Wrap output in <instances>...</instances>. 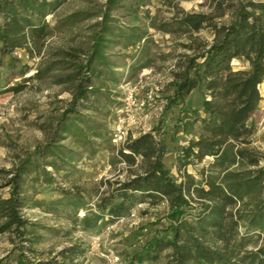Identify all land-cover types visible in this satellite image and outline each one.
Masks as SVG:
<instances>
[{
  "label": "rangeland",
  "instance_id": "rangeland-1",
  "mask_svg": "<svg viewBox=\"0 0 264 264\" xmlns=\"http://www.w3.org/2000/svg\"><path fill=\"white\" fill-rule=\"evenodd\" d=\"M104 2L65 0L40 15L33 0H0V28L7 27L10 35L24 45L3 53L0 42V185L10 176L2 170L12 169L29 157L28 171L20 182L25 198L20 212L29 221L26 235L34 240L19 244L17 235L1 232L0 264H19L20 252L28 263L115 264L113 257L117 255L116 264H171V249L164 246L172 238L166 202L151 204L143 200L124 217L109 220L104 215L89 227L82 221L89 212H97L99 191L110 189L107 179L112 183L117 178L124 180L130 171H141V158L137 156L128 165L117 155L121 145L109 139L127 89L138 99L150 93L153 100L142 112L132 109L135 119L126 121V140L158 128L156 137L166 144L163 162L178 181L185 173L198 179L199 171L213 160L206 156L186 163L182 157L183 147L197 139L201 131L202 84L184 101L165 108L172 91L170 71L179 54L192 50L183 46L191 43L188 33L172 34L154 27L170 17L158 0H139L137 5L134 0H124L115 7L109 16V25L116 31L112 42L88 69L77 71L99 31ZM207 4L206 0L179 3L185 11L204 12H208ZM74 13L78 15L70 21L68 17ZM132 28L136 33L144 32L146 39L130 45ZM192 36L204 43L213 37L209 28ZM231 65L234 70L247 68L236 59ZM82 77L88 79L87 98L63 114ZM258 88L261 95L262 87ZM262 100L254 115L252 145L264 152ZM64 125H70V132L59 141L57 131ZM48 142L55 156L43 153V145ZM51 161H55V167L49 165ZM62 192L80 195L81 207L76 210ZM8 195L9 186L0 187V196ZM81 212L85 216H80ZM245 231L240 228L242 234ZM250 235L254 242L249 243V249L262 238L257 231Z\"/></svg>",
  "mask_w": 264,
  "mask_h": 264
},
{
  "label": "trees",
  "instance_id": "trees-1",
  "mask_svg": "<svg viewBox=\"0 0 264 264\" xmlns=\"http://www.w3.org/2000/svg\"><path fill=\"white\" fill-rule=\"evenodd\" d=\"M33 1L36 11L45 15L65 0ZM123 1L105 0L99 31L93 36L85 63L77 67L78 72L88 69L96 56L102 57L103 49L112 42L116 31L109 25L110 12ZM158 1L169 10L170 17L154 27L172 34L188 33L191 43L183 46L192 50L179 54L175 68L170 71L172 91L165 108L184 101L202 84L205 96L203 115L199 117L201 131L197 139H191L183 147L182 157L186 163L201 161L206 156L213 160L199 171L198 179L185 173L178 181L163 162L166 144L156 137L158 128L140 133L126 140L117 155L128 165L139 156L141 171H130V176L114 179L112 183L107 179L105 183L110 189L99 191L97 212H89L83 224L89 227L104 215L109 220L120 219L143 200L151 204L163 201L168 205L172 231V238L164 243L171 249L168 254L171 264H264V152L252 145L256 130L254 115L262 100L258 86L264 81V0H206L208 12L185 11L179 5L181 0ZM77 15L68 18L71 21ZM202 28L212 32L208 43L192 36ZM130 30V45L146 39L144 32ZM0 42L3 53L24 46L10 35L7 27L0 28ZM234 59L247 68L234 70L231 65ZM26 71L27 68L23 69V74ZM87 86V77L80 78L70 107L63 114L73 111L87 98ZM57 132L60 141L70 132V125L60 127ZM50 147V142L44 144L43 153L55 156ZM36 148L39 153L40 145ZM49 165L55 167L56 163L51 161ZM28 167L29 157L12 169L2 170L10 176L0 185L9 186V195L0 196V233L9 231L17 235L19 244L34 241L26 235L29 221L20 212L25 199L21 176ZM62 194L73 201L76 210L81 207L80 195ZM240 228H245L244 234ZM252 231L262 238L249 249V243L254 242ZM22 256L20 252L19 264H50L28 263Z\"/></svg>",
  "mask_w": 264,
  "mask_h": 264
},
{
  "label": "built area",
  "instance_id": "built-area-1",
  "mask_svg": "<svg viewBox=\"0 0 264 264\" xmlns=\"http://www.w3.org/2000/svg\"><path fill=\"white\" fill-rule=\"evenodd\" d=\"M152 100L153 98L150 93H147L145 97L138 99L130 90L127 89V91L124 92L123 103L116 110V118L110 131L109 138L111 143L119 146L126 141L129 129L126 121H134L133 119H135L132 114V109L142 112L150 107ZM79 214L82 217L85 216V212ZM118 260L119 257L117 255L113 257V262L115 264Z\"/></svg>",
  "mask_w": 264,
  "mask_h": 264
},
{
  "label": "crops",
  "instance_id": "crops-1",
  "mask_svg": "<svg viewBox=\"0 0 264 264\" xmlns=\"http://www.w3.org/2000/svg\"><path fill=\"white\" fill-rule=\"evenodd\" d=\"M260 86H262L261 95H262V98H263L262 101H264V81H262V82L259 84V87H260ZM260 106H261V105H260Z\"/></svg>",
  "mask_w": 264,
  "mask_h": 264
},
{
  "label": "bare ground",
  "instance_id": "bare-ground-1",
  "mask_svg": "<svg viewBox=\"0 0 264 264\" xmlns=\"http://www.w3.org/2000/svg\"><path fill=\"white\" fill-rule=\"evenodd\" d=\"M233 61H235V59H234ZM261 87H262V86H261Z\"/></svg>",
  "mask_w": 264,
  "mask_h": 264
}]
</instances>
